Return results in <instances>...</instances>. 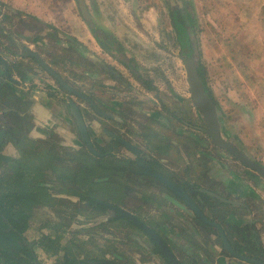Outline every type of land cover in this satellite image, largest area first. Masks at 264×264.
I'll use <instances>...</instances> for the list:
<instances>
[{
  "label": "rangeland",
  "instance_id": "374dc122",
  "mask_svg": "<svg viewBox=\"0 0 264 264\" xmlns=\"http://www.w3.org/2000/svg\"><path fill=\"white\" fill-rule=\"evenodd\" d=\"M67 1L56 0L55 7H63L64 5L67 7ZM111 1V4L116 9L113 12L112 9L107 12L108 14L112 12L114 15H119V21L114 28L115 34L108 32V35L105 34V38L107 39L106 44L113 46L114 55L127 58L130 69L144 78L146 82H151L157 86L159 92L156 94L151 91L148 97L143 98L140 95L143 93L139 91L140 89H137V86L134 87V84L131 85L130 89H126L125 91H118L120 89L118 87L117 90L111 87L109 89L106 88L103 91V106L110 111L116 120H119V125H112L110 122L102 123L82 100L69 96L68 98H73L80 108L87 130L88 132L90 131L92 143L99 148L98 143L101 140L104 144L102 143L100 146L106 148L108 139L102 134V128H110V130L118 134L130 136L129 131H138L137 126L139 128L142 123L151 125L152 121L161 124L167 122L168 129L161 127L163 129H160L161 132L159 133L158 140L154 143L153 147L160 151L161 156L167 159V169L169 168L172 171L177 170L179 177H183V180L197 182L202 186L215 189L217 186L215 183L216 179H212V184H205V181L211 180L208 179V176L221 175V172L219 173V164L225 163L231 169L239 170V167L242 165L232 157H227V161L222 159L220 154H225V152L214 147L208 141L207 148L198 146V144L196 145L195 141H191L188 138L191 131L180 123L177 124V127L178 129H182L184 133L177 136L174 132L175 124L171 122L168 113L166 114L159 110L163 106L162 104L168 105L172 109L174 108V104H177L178 107L174 111L181 118L185 116V119H182L185 122L190 119L187 112H189L188 107L189 109L193 107V103L190 98L186 73L181 60L183 51L187 50L190 56L194 55L197 58L198 66L206 74V85L211 90L216 102L215 106L221 123L222 138L225 141L232 142L248 158L264 167V123L261 121L260 114L252 106V113H250L244 105V90L247 82L251 87H254L251 80H247L244 74L249 76H253L254 74L260 79L262 74L260 69L264 67V0H178L181 2V6L179 2L171 3V0ZM86 2L89 12L97 16L98 10L92 8L90 0H86ZM97 2L102 6L107 1L97 0ZM73 11L74 15L80 18V12L76 6ZM133 14L134 18H132ZM46 19V21L36 19L38 22L28 19L30 21L16 24L18 28H15V30L23 34H29L26 31H35V34L40 33L41 35L45 33L44 37H46L49 46L47 47L48 53L46 52L45 56L50 58V52L54 54V57L61 58L60 60L64 65L60 67V71L65 73V78L70 86L79 92L85 91L88 94H100L101 87L96 79V77L102 79L100 69L97 67L96 62L91 58H86L82 52L88 51L92 55L95 54L96 57L99 56L109 61L108 57L110 56H106L105 53L97 49V46L94 44L95 39L91 34L88 35L90 40L84 41L85 47L79 48L73 46L70 50L63 52L59 45L54 43L53 38L46 36V34L49 35L52 33V29H56L67 36L72 34L83 38L81 32L78 28L74 27V22L69 17L53 18L55 20L49 18L50 21L48 18ZM233 19L236 21L234 28L229 27ZM9 24L12 25L11 22ZM56 25L59 28H63L65 32L57 28ZM48 27L52 29L49 31V29H46ZM95 27L100 29L101 24L97 22L95 23ZM184 29L190 32L193 46L188 44L185 48H182L178 32L179 30L184 32ZM67 31H70V33H67ZM55 37L62 42L66 41L63 36ZM91 48H95L97 53H94L95 51H92ZM247 56L253 58L252 60L258 59V63L248 70L246 69L247 66L245 67L244 63L240 61V59ZM68 58L74 59L75 63L72 65L65 64ZM230 61L232 64H230ZM251 63L254 62L251 61ZM115 66L116 68H120L117 64ZM85 70L89 74L94 75V77L88 76L86 79L83 74ZM103 79L104 83L112 84V82L108 81L109 78L107 76H104ZM254 85L256 90L258 86L262 88L261 82H254ZM256 92L252 91L253 96H255ZM98 100L101 99L98 98ZM54 103H56L54 107L57 106L64 112L63 121H58L60 129L57 127V131H55L58 132L56 134L59 137L58 142H60V156L70 158L77 150L82 148V144L78 138L75 120L68 110L63 107L64 103L59 99ZM58 105H62V109ZM50 108H53V106L49 105ZM153 112L160 113V115L156 113L159 115L157 120L150 118L149 115ZM146 114L149 115L147 116ZM67 120H70V123L66 124ZM36 123H32L33 126L30 128L32 130L31 133L29 132V136L47 142L48 138L45 132L53 134L51 133L54 131L52 125L49 126L51 128H47ZM63 127L65 129L61 130ZM174 137L178 138V148L171 144V139ZM262 145L263 147H261ZM156 150L153 152L159 154ZM195 151L205 153L207 158L201 154L194 153ZM193 159L198 161L190 166V162ZM201 160L204 162L203 164H201ZM257 176L260 178L259 175ZM204 178L206 179L205 181L203 180ZM130 182L128 183L129 185L141 184L140 187L143 190L139 189L141 190L139 192L143 194L149 192V189L146 187L147 181H137L135 178H131ZM127 193L119 201L125 209L147 219L151 223L153 222V224L155 221L157 222V217H147L148 211L153 212L157 208L152 204L145 203L139 196H136L133 189ZM204 201L202 204L207 208H211L214 205V203L209 205L206 202L208 200ZM153 202L156 201L153 200ZM53 210V208L50 210L41 208L32 209L28 229L24 233L27 241L40 243L38 239L39 235L42 232H47V228L54 222L60 224V229L66 228V231L69 228L68 224L71 223L73 225L71 229L75 230L73 224L75 221H71L73 217L70 212L55 213ZM213 210H218V208L214 205ZM89 213L88 211H84V214ZM185 218L189 220L188 218L190 217L185 215ZM193 223L191 222L192 226L197 228L198 232H201L200 238L206 246L210 247L212 237L207 232L212 231L205 229L197 223ZM41 227L46 228L42 229ZM121 229H123V237L132 233V228L125 227ZM59 231L57 230V232ZM94 231L97 232L99 229L95 230L93 228L92 232ZM213 235L216 237L214 231ZM186 236L191 237V234H187ZM132 243L133 241L131 240L126 247L128 248V246L133 245L132 248L134 249L135 245ZM92 247V245L85 246L89 250ZM51 249L50 247L34 248L39 264H52L48 257L52 253ZM149 249L150 246L147 245V251L143 252L145 257H148ZM212 251H207L208 256L211 253V256L216 259L217 257ZM175 252L177 257L182 261V264H192L187 259L188 256L186 257L187 254L184 251L182 252L180 249H177ZM149 261L152 262V259ZM54 264H58V261H55Z\"/></svg>",
  "mask_w": 264,
  "mask_h": 264
},
{
  "label": "flooded vegetation",
  "instance_id": "af4514ba",
  "mask_svg": "<svg viewBox=\"0 0 264 264\" xmlns=\"http://www.w3.org/2000/svg\"><path fill=\"white\" fill-rule=\"evenodd\" d=\"M6 12L8 13V11H6ZM8 16H9L8 20H9V22L12 23V25L8 24V29H4V31H2V30L0 31V71H1V69H3L4 73L6 75L7 81L4 80V82L5 83H7V82L11 83V85L13 86L15 91L19 95H21L22 101L25 104L23 109H26V113L28 114V116H30L31 122L33 123L34 121H32L33 117L30 113V106L32 104L31 101L35 100V97H38V94H41L43 97L48 98V99H52L54 101H57L59 99L64 104H67V106H68V99H69L68 97L69 96L75 97V98H79V97L73 96L72 94L67 92V90H65L59 84V82H57V80H55V78H53V76H51L49 74V72H47V70H45V68L36 59V57H38L47 67H49L56 74H58L68 87L73 89L70 86V84L68 83L67 79L65 78V75H64L65 73L60 71V67H62V65H64L62 63V61L60 60L61 58L60 57H54V54L50 53V52H49V56H51L50 58L45 56L46 52H47V47H49V46H48V41L46 40V37H44L45 36L44 33H43L44 42H43V44H41L43 46H36V47H33L32 49H30L25 44H22V41H19V40H22V38L33 40V39L37 38L38 36H40L41 34L40 33L36 34V35L32 36V38H31L28 34H23L22 32L16 31L15 28H18V26L15 25V23L19 22V24H20L23 21H30V20H33L35 22H38V21L34 18H31L30 16H26L23 14L14 15L12 13H8ZM25 19H27V20H25ZM28 19H30V20H28ZM46 29H49V31H50L52 28L48 27ZM26 32L29 34L35 33V31H31V32L26 31ZM105 34L108 35L107 32H96L95 31L93 38L95 39V41H98V43L100 45V52L105 53L106 56H110L111 54L114 55L115 52L113 51L114 50L113 46L106 44L107 39L105 38ZM46 36L53 38L54 43L59 45L60 49L63 52L70 50V48H73V46L85 47L84 46L85 43L80 42L76 36H74V35H70L71 37L67 36V35L62 34L61 32L57 31L56 29H54V30L52 29V33H50L49 35L46 34ZM55 36H63L66 41L62 42L60 40H57ZM40 51L43 53H41ZM93 55L95 56V54H93ZM110 57L113 58V60L115 61V64L120 66L119 69L125 70L127 77L129 79L124 78L122 76V74L120 73L119 69L116 68V66L110 67L105 62L107 60L97 56V58L101 61V63L103 65H106L107 67L111 68L112 70H115V72L117 73V76H114L110 72H108L101 64L96 63L97 67L100 69V73H101L100 75L102 76V79L100 77H96L98 84L101 87V89L99 91V92H101L100 94H103L104 93L103 91L106 88L109 89L110 87L114 90H117V87H118V88H120V89H118V91H125L126 89L131 88L130 81L137 82L143 89H146L141 84V81L146 82V80L144 78L140 77L136 72L132 71V69H130L127 58H125L124 56L117 57L116 55L110 56ZM74 61H75L74 59L72 60L71 58H68V61H65V64L72 65L75 63ZM83 74L86 77V79L88 76L94 77V75L89 74L86 70L83 72ZM104 76H107L109 78L108 81L112 82V84L104 83V79H103ZM150 85L153 86L155 89L154 90H147L146 89V90L149 93L152 91V92H155L157 94V92H159L157 86H155L151 82H150ZM73 90H75V89H73ZM75 91L79 92L78 90H75ZM22 92H24V93H22ZM79 93L82 94L83 96H85L86 98H88L97 107V109L101 113L105 114V116H102L101 114L96 113V111L94 110V108L92 107V105L89 102L83 100L82 98H79L80 100H82V102H84L86 105H88L90 107V109L92 110V113L100 121H102V123L103 122L104 123L110 122L112 125H114V124L119 125L120 124L119 120L118 119L116 120L115 117L113 115H111L110 111L107 110L103 106V101L98 100V98L96 96L97 94H93V93L88 94L85 91H82ZM70 99L73 100V98H70ZM0 100L2 102L1 106L9 105L12 107L19 108V106L15 105L16 100L11 95H8V94H6L5 96L0 95ZM157 100H159V99L157 98ZM192 103H193V101H192ZM164 107L161 106V108H159V110H160V112H163L166 114L168 113V116L171 119V122L175 124V128H174L175 131L174 132L176 133L177 136H178V134L183 133L177 127L178 126L177 124L180 123L183 125V127L187 128L191 131L188 135V138L191 141H195V140L192 137H190V135L198 136V138H200V140L205 141L204 146H202L200 143H197L198 146L200 145L203 148H207V145H208L207 141H208L211 145L216 147L211 142V139L204 133V130L207 129L206 124H205L201 114L194 108V105L191 109H189V107H188L189 112H187V115L190 118V119L188 118L189 121L185 122L184 120L181 119V121H179L178 123H175V120H174V117L172 116V113L171 112L169 113L168 110H166ZM68 109H69V107H68ZM79 110H80V108H79ZM174 110H176V109L173 108L172 112ZM158 114L160 115V113H158ZM73 119H74V117H73ZM83 119H84V117H83ZM199 120H201V122H199ZM32 123H31V126H33ZM161 127L168 129L167 122L161 124V123H156V122L152 121L151 125L150 124L147 125L146 123H144V124L142 123L139 126L140 129L137 126L138 131H135V130L129 131L130 136H128L127 134H118L115 131L110 130V128H102L101 129L102 134H104L108 139L106 148L100 146V145H102V143L104 144V142L101 140H99V143H98L99 148H97L91 141L90 131L88 132L93 148L95 149V151H97L99 153L98 156H100L102 154V153H100L101 151H103V152L105 151L106 153L112 154L114 156V158L117 160L129 161L128 163L130 165L129 166L130 169H128V172H124L122 174L116 173L114 175V178H113L112 184H111L113 186L114 193L113 194L109 193L108 196L105 197L106 203H108V204H106V206L109 209L108 210V216L110 217V214L112 212L115 213V211L112 209V207L121 208L123 210H126L127 212L132 214L137 220H139L142 224L147 226L149 229H151V231H153L155 233V235L161 240V242L171 252L172 256L174 257V259L176 261V264H182V261L180 260V258L177 257V254L175 252L178 249L177 248L178 246L175 242L176 239H174L172 237L166 238L165 235H163L162 233H160V231H158L160 226H164V219L157 217V222L155 221L153 224V222L151 223L147 219L140 217L139 215H136L132 211L125 209L124 206H122V204H120V202H119L120 199L124 195L126 196L128 194L127 192H131L133 189L135 195L139 196L145 203L152 204L158 210H160L162 208L165 211H167L170 214V216L175 219L174 220L175 223L180 224L179 225L180 227H184V224H186L187 226L189 225L188 224L189 222L185 221L187 219V218H185V215H186L187 217H190L188 219L191 220L192 222L197 223L198 225L204 227L205 229H207L209 231H212V232L214 231L216 236H217L219 246L221 248L220 252H218V253L215 252L218 261H222L223 258H228L231 260L241 261V262L246 263V264H251V263H247V262H244L242 260L235 258L231 254H229L226 250H224L222 242H221L220 237H219V234L215 228L208 226V225L204 224L201 220H199L196 217V215L190 210V208L187 205H185V202L181 199L180 196H178V194L176 192L169 189L165 184L158 181L157 179H155V178L149 176L148 174L144 173L145 169H146L145 167H147L152 172L159 174V175L167 178L171 182H173L177 187L181 188L193 200V202L198 206V208L203 212V214L209 220L217 223L212 216H209V209L210 208H207L204 205L200 204L193 197V189L191 187H192V185H195V183L192 181L183 180V177H179L177 170L172 171L169 168L167 169V167H168L167 166V159L165 157L161 156L162 154L160 153V151L154 149L153 145L158 140L159 133L161 132L160 129H163ZM30 128L28 129V131L26 133V135L29 139H31L32 141H35V142L39 141V142H37V144L40 142H46V141L35 139V138L29 136V132L31 133V130H32ZM51 133H53V135H56V137H57V134L54 131ZM77 133H78V131H77ZM148 133H151V134L155 133L156 138L151 140V141H148L147 137L145 136ZM220 133H221V126H220ZM49 134L50 133L46 134L47 135L46 137L48 139L50 138L48 136ZM166 135H169V134H166ZM200 135H202V136H200ZM78 136L80 137L79 133H78ZM118 138H120L121 140L137 147L141 153L139 155H136L135 153L131 152L125 146H123V144H121L119 142ZM58 139H59V137H57V140ZM177 141H178V138L174 137L171 139V144H173L174 146H176L178 148L179 145H178ZM230 143H232V142H230ZM216 148H218V147H216ZM218 149L222 150L220 148H218ZM155 150L159 154H156L155 152H153ZM2 151H3V154H5L7 156H11L14 158H16L18 156L17 150L11 144L5 145ZM222 151H224V150H222ZM224 152H225V154H223V155H225L224 158L226 161H227V157L234 158L228 152H226V151H224ZM106 153L102 154V155L104 156V155H106ZM195 153H197V151H195ZM198 153H202V152H198ZM234 159L236 160V158H234ZM196 161H198V160H196V159L191 160L190 166L194 165V163ZM201 162H202V160H201ZM203 163L204 162H202L201 164H203ZM240 165H242V164H240ZM243 167L246 168L245 166H243ZM247 170H249V169H247ZM249 171H251V170H249ZM251 172H253V171H251ZM253 173H255V172H253ZM0 174L8 175L9 172L2 170V171H0ZM131 178H135L137 181H141V180H144L145 182L147 181L146 187L149 189L148 190L149 192H147L145 194L139 192V191H141L139 189H142L140 187L141 184H138V185L135 184L136 186L131 185V184L129 185L128 183L130 182ZM213 198H215V197H213ZM215 199H217V198H215ZM153 200H155L156 202H153ZM217 200H219V199H217ZM226 201L227 200L222 201V202H226ZM225 205H226V203H225ZM34 208H39V207H34ZM44 210H46V209H44ZM47 210H49V209H47ZM215 211H217V213H220L219 208H218V210H215ZM148 213H149L147 216L148 218L149 217H155L152 214L153 212L148 211ZM212 213L214 214V211ZM108 216L102 217L100 219L101 220L100 222H105ZM173 218H172V220H173ZM102 219H104V220H102ZM29 221H30V219L27 222L26 229L22 233L19 234L21 243H20L19 247H17L18 250L17 249L12 250V252H11L13 254L12 258H14L17 261L16 262L17 264H26L24 262V256L23 255H27L28 260L26 262H28V264H39L38 257L36 255V253L34 252V248L35 247H42V246L39 245L40 243H37L35 241H27L25 236H24L25 231H27V229H28ZM92 223H86L85 225H82V227L94 225V223L93 224ZM55 224H56L55 222L51 223L50 227L47 228V232H42L39 235V238H38L39 241H41V238L44 236H49L51 238V240H53L55 238V232L53 231V226ZM217 224L221 227V225L219 223H217ZM68 226H69L68 230L64 233V240L62 241L63 245H67V241L70 240L72 237L71 233L77 231L76 228H75V230L71 229V223L68 224ZM80 227H81V225H80ZM125 227H128L129 229L132 228V233L127 234L125 237H123L122 236V230L123 229H121V228H125ZM41 228L45 229L46 227H41ZM93 228H95V230L99 229V231L92 232ZM42 229H39V230H42ZM65 230H66V228H65ZM91 230L92 231H89V232H91L89 234L93 237L92 238L93 244L96 247L100 246V248L105 250L106 247H104V246L113 245L116 249V252H118V254H122V256L124 257L123 262H118V261H115L114 259H112L109 254H105L104 258L111 260V264H168L167 261L170 264H172V262H170V260L162 252L157 241L152 236L146 234L143 230H141L134 223H133V225H130L128 223H122V224L114 223V225H112L110 227H105V228L103 226H100V227L92 226ZM222 230H223V228H222ZM87 232L81 233L82 238L85 240H87V238H88L86 236ZM223 232H224V230H223ZM103 234H106L108 237H104ZM66 235H68V236H66ZM225 237H226L230 247L235 252L243 255L244 257H247V258L254 260L256 262V264H264V258L262 256L260 258H257V260L255 258L253 259L252 257H249L247 254L244 253V251L240 250L239 248H237L236 246L231 244V242L227 238L226 234H225ZM151 238L154 240V242L159 247L162 255L159 253H155V247L156 246L152 242ZM109 240L111 242L108 243ZM129 240L133 241L132 244L135 245L134 249L132 248L133 245L128 246V248L126 247L130 242ZM147 245L150 246V249H149L150 252H148V257H145L143 252H145V250L147 251ZM23 246L26 248H24ZM86 247H87V245H86ZM25 249H27V250H25ZM91 249L94 251L93 247ZM86 250H88V249H86ZM27 251L29 254H27ZM99 252L95 251V253H94L95 256H101V252L100 253ZM184 252L187 254L186 257L188 256L187 259L192 264H193V259L196 262H197V259H195V258L200 259V257L195 255V254H194L195 257H193L190 254L191 252L187 248H185ZM85 254H86L85 252L82 253V257L85 256ZM62 256H63L62 253L57 250V251H54L51 254H49L48 257H49V260L52 264H54L55 261H58V264H62L61 263ZM164 257L167 259V261L165 260ZM151 259H152V262L149 261ZM6 262H7V255L4 253H1V251H0V264H6Z\"/></svg>",
  "mask_w": 264,
  "mask_h": 264
},
{
  "label": "trees",
  "instance_id": "16d2710c",
  "mask_svg": "<svg viewBox=\"0 0 264 264\" xmlns=\"http://www.w3.org/2000/svg\"><path fill=\"white\" fill-rule=\"evenodd\" d=\"M178 33L182 48L188 44L193 46L190 32L184 29V32L179 30ZM198 72L205 90L214 101L213 94L206 85V74L200 66H198ZM4 80L7 81V78L4 70L1 69L0 95H11L16 100L15 105L19 106V108L9 105L1 106L0 100V171L9 172L8 175L0 174V251L7 255L6 264H17V261L12 258L11 252L19 247L21 243L19 234L26 229L30 212L34 207L49 210L53 208L55 213L70 212L72 214L71 221H75L73 224L77 231L71 233L72 237L67 241V245L62 244L66 230L60 229L58 223L53 226L55 238L51 240L49 236H44L39 244L44 248H52V252L60 251L63 255L62 264H111V260L104 258L105 254H109L115 261L123 262L124 257L116 252L113 245H110V248L104 246L105 250L96 247L89 231L92 226L105 228L114 225V223L133 225L129 219L117 216L116 212L115 216L109 217V209L106 206L108 203L105 200L109 193H114L111 185L114 175L128 172L129 161L117 160L112 154L105 151L100 152L106 153L104 156L102 154L95 155L87 150L79 136L82 148L70 158L60 156V142L56 135L49 134L50 138L47 142L37 144L32 141L26 135L31 127V118L26 113V109H23L25 104L22 97L15 91L11 83H5ZM141 84L147 90L155 89L149 82L141 81ZM214 103L216 104L215 101ZM177 107L178 105L174 104V108L177 109ZM164 108L172 113L175 123L185 119V116L181 118L175 111L172 112L170 106L166 105ZM156 113H150V118L157 120L159 115ZM145 136L148 141L156 138L155 133H148ZM190 137L195 140L196 145L197 143L205 145V141L200 140L198 136L190 135ZM7 144H11L17 150L16 158L3 154L2 150ZM191 188L199 189L196 185H192ZM222 204L225 205V203ZM84 211L90 213L84 214ZM105 216H108L106 221L100 222V219ZM92 222L94 225L82 227V225ZM71 226L73 225L71 224ZM57 230L60 231L57 232ZM84 232H87V240L81 236V233ZM151 240L156 246L155 253L162 255L157 244L152 238ZM109 242L111 241L109 240ZM86 245H92L94 251L86 250ZM95 251H100L102 257L95 256ZM84 252L86 254L82 257ZM27 254H29L28 251ZM23 256L24 262L28 264L26 262L27 255ZM165 260L167 261L166 258ZM193 261L196 264L194 259ZM167 263L170 264L168 261Z\"/></svg>",
  "mask_w": 264,
  "mask_h": 264
},
{
  "label": "crops",
  "instance_id": "0c3cea01",
  "mask_svg": "<svg viewBox=\"0 0 264 264\" xmlns=\"http://www.w3.org/2000/svg\"><path fill=\"white\" fill-rule=\"evenodd\" d=\"M55 1L56 0H0V31H4V29H8L9 22V16L8 13H12L14 15L23 14L26 16H30L34 19L39 20H48L49 18H61V17H69L70 20L74 22V27L78 28L81 32L82 37H79L78 35H74L78 38L80 42H84L85 40H90L88 38V35L92 34L87 22L83 20V18L80 15V18L74 15V8L76 5V0H68L67 4L68 6L65 7H55ZM85 4L87 6L86 0ZM102 6L98 4L97 0H90L92 8H95L98 10V15H94L92 12H89V8H87L91 20L93 22V25L95 26V23L99 22L101 24V28L98 29L95 27L96 32H108L115 34V26L118 24V16L114 15L112 12L115 11V6L112 5L111 0H106ZM97 3V4H96ZM8 9V10H7ZM78 9V8H77ZM112 9V12H108ZM79 10V9H78ZM8 11V13L6 12ZM117 14V13H115ZM130 16V15H129ZM234 17V16H233ZM132 18H134V14L132 15ZM55 20V19H53ZM16 24H19V22H16ZM88 26V29H87ZM236 26V21L231 20L229 27L234 28ZM57 28L59 26L56 25ZM60 30L64 31L63 28H59ZM89 30V31H88ZM65 32V31H64ZM67 33H70V31H67ZM31 38L32 36L36 35L34 34H28ZM45 35V33H44ZM72 35V34H69ZM116 37V36H115ZM22 41V44H25L28 48L32 49L36 46H43L44 39L43 34L38 36L37 38L33 40L29 39H23L19 40ZM86 41V42H87ZM92 44V43H91ZM94 44L97 46V49L100 50V45L98 41L94 40ZM235 49V47H234ZM92 51H95L94 53H97L95 48H91ZM110 56H115L111 54ZM115 58V57H114ZM110 61H105L107 65L110 67L115 66V61L113 58L109 57ZM253 58H250V56H247L245 58L240 59L244 63V66H247V70L250 69V67H254L256 63H258L257 60H252ZM254 62V63H251ZM230 64L232 62L230 61ZM243 68V67H242ZM119 69V68H118ZM262 74L260 76V79L258 76H249L247 74L245 75V78L247 80H251L252 86L247 82V85L245 86V108L247 111L252 113L251 106L253 109H255L261 117V121L264 123V67L260 69ZM120 73L124 78H127V74L125 70L119 69ZM242 71V70H241ZM245 72V71H243ZM259 79V80H258ZM254 82H261L262 88H259L256 90ZM241 83V82H240ZM130 84L134 87L137 86V89H140L139 91L143 94H140L143 98L149 96V92L146 89H143L137 82L130 81ZM258 85V84H257ZM242 88V87H241ZM130 89V88H129ZM252 91H257L255 96H253ZM24 93V92H22ZM243 95V93H241ZM97 98H100L103 101V94H97ZM144 101V100H141ZM32 104L30 106V113L33 117L34 124L43 125L42 127H49L52 125V129L57 131V127L59 128L58 121L64 119V112L60 110L57 106L54 107L55 101L52 99H48L43 97L41 94H38V97H35V100L31 101ZM243 103V102H242ZM49 105L53 106V108L49 109ZM60 106V105H58ZM62 109V105L60 106ZM63 107H65L68 112V106L67 104H63ZM143 112V111H140ZM55 113V114H54ZM70 113V112H69ZM54 114V115H53ZM147 116L149 114H146ZM35 119V120H34ZM54 120H57L54 122ZM66 120V119H65ZM255 121V120H254ZM70 123V120H67L66 124ZM249 127V126H248ZM46 129V128H45ZM60 129V128H59ZM65 129L64 127L61 128V130ZM181 132L182 129H180ZM47 134V132H45ZM58 134V132H55ZM184 133V132H183ZM72 137V135H70ZM70 137V138H71ZM263 147V145L261 146ZM201 154L203 157L207 156L205 153H198ZM222 156V159L225 160V155L220 154ZM221 175L217 176H208V179H211L210 181H205L206 183L212 184V179H216V188L212 189L207 186H202L198 184L197 182H194L196 186L199 187L198 190H193V197L195 200H197L200 204L205 200L209 205L211 203H214V205L219 208L220 213H217V211L213 210V206L209 209V216H212L214 220L221 225V227L224 230V233L226 234L227 238L237 248L244 251L245 254H247L249 257L260 258L261 256L264 258V179L259 178L255 173L247 170L246 168L240 166L239 170L231 169V167L227 164H219ZM214 194L223 200H227L226 202H222L220 200H217L212 197L210 194ZM205 194V195H204ZM204 201V202H205ZM222 203H226V205H223ZM203 205V204H202ZM214 211V214L212 213ZM153 216L160 217L164 219V226L159 227L160 233L165 235L166 238H174L176 239L175 242L177 244V248L180 249L182 252L185 250V248L189 249V252L193 257L195 255L199 256L200 259H197L196 264H246L241 261L237 260H231L228 258H223L222 261H218L217 258L214 259L211 256H208L207 251L213 250V254L216 252L218 253L220 251V246H218L217 242V236L214 237L213 232H207L208 235H210L212 238L210 240V247L206 246V244L203 242V240L200 238V233L198 232L197 228H194L191 224V220H185L189 222L188 226L184 224V227H180L178 223H175V219L170 216V214L165 211L164 209H155L153 211ZM173 218V220H172ZM170 220V221H169ZM194 224V223H193ZM191 228V229H190ZM187 234H191V237L186 236ZM104 237H108L106 234H103ZM187 240V241H185ZM216 253L214 255H216ZM195 254V255H194ZM193 259V258H192ZM193 264L194 261H193Z\"/></svg>",
  "mask_w": 264,
  "mask_h": 264
},
{
  "label": "water",
  "instance_id": "95a60500",
  "mask_svg": "<svg viewBox=\"0 0 264 264\" xmlns=\"http://www.w3.org/2000/svg\"><path fill=\"white\" fill-rule=\"evenodd\" d=\"M174 2H177V3L179 2L180 6H181L180 1L171 0V3H174ZM76 5H77V8L79 9L81 17L83 18V20L85 22H87L92 34L94 35L95 34V28H94L93 22L91 20L90 14L87 10L85 1L84 0H76ZM83 54L86 58H91L97 64H101L112 75L117 76V73L115 72V70H112L111 68L107 67L106 65H103L101 63V61L96 56L92 55L88 51H85V52L83 51ZM36 59L45 68V70H47V72H49V74L51 76H53V78H55V80H57V82H59V84L65 90H67V92H69L73 96L82 98L83 100L89 102L92 105V107L94 108V110L96 111V113L101 114L102 116H105V114L101 113L97 109V107L88 98H86L85 96H83L79 92L68 87L58 74H56L53 70H51L49 67H47L38 57H36ZM181 60H182L184 70L186 73V81H187L188 88H189L190 98L193 101L194 108L201 114V116H202V118L206 124V127H207V129L204 130V133L211 139V142L216 147L228 152L231 156L236 158V160L240 164L245 166L247 169L255 172L261 178L264 179V167L263 166L257 164L256 162H254L253 160L248 158V156L243 151L237 149V147L233 143L227 142L222 138L221 133H220L221 123H220V120H219V117L217 114L216 106H215L214 102L211 100V98L209 97L207 91L205 90L203 82L199 76L197 58L194 55L190 56L189 52L186 50V51H183V55L181 56ZM68 107H69V111H70L71 115L74 117L76 127H77V131L80 135V138H81L82 142L85 144L87 150L89 152L95 154V155H99V153L97 151H95V149L93 148V146L91 144L89 134H88L83 116L79 110V107L70 98L68 99ZM118 140L121 144H123V146H125L128 150L135 153L136 155H139L141 153L137 147L121 140L120 138H118ZM145 168L146 169H145L144 173H146L149 176L157 179L158 181L165 184L169 189L176 192L178 194V196H180L181 199L185 202V205H187L190 208V210L196 215V217L199 220H201L204 224L211 226L217 230L224 250H226L229 254H231L232 256H234L235 258H237L239 260H242L244 262L251 263V264H256V262L254 260L247 258V257H244L241 254H238L237 252H235L230 247L222 228L217 223L209 220L203 214V212L198 208V206L193 202V200L181 188L177 187L173 182H171L167 178L152 172L147 167H145ZM210 194L213 197H215L221 201H225L222 198H220V197H218L212 193H210ZM112 209L117 213V216L125 217V218L131 220L134 224H136L146 234L152 236L157 241L162 252L170 260V262H172V264H176V261H175L174 257L172 256L171 252L161 242V240L155 235V233L153 231H151V229H149L147 226L142 224L139 220H137L132 214H130L126 210H123L121 208H115V207H112ZM110 216H115V213L112 212L110 214Z\"/></svg>",
  "mask_w": 264,
  "mask_h": 264
}]
</instances>
